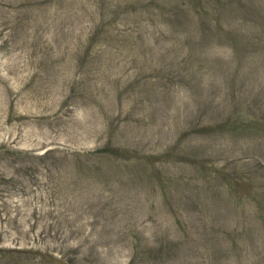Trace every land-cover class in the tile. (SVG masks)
Segmentation results:
<instances>
[{"label": "rangeland", "instance_id": "rangeland-1", "mask_svg": "<svg viewBox=\"0 0 264 264\" xmlns=\"http://www.w3.org/2000/svg\"><path fill=\"white\" fill-rule=\"evenodd\" d=\"M0 264H264V0H0Z\"/></svg>", "mask_w": 264, "mask_h": 264}]
</instances>
